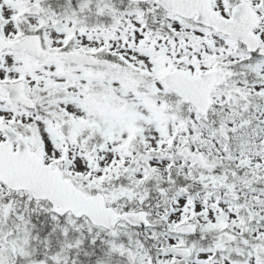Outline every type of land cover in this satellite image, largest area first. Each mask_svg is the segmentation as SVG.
<instances>
[{
    "label": "snow or ice",
    "instance_id": "obj_1",
    "mask_svg": "<svg viewBox=\"0 0 264 264\" xmlns=\"http://www.w3.org/2000/svg\"><path fill=\"white\" fill-rule=\"evenodd\" d=\"M0 264H264V0H0Z\"/></svg>",
    "mask_w": 264,
    "mask_h": 264
}]
</instances>
